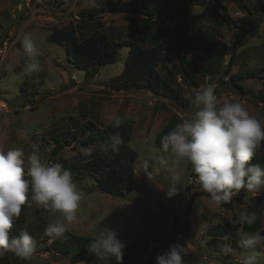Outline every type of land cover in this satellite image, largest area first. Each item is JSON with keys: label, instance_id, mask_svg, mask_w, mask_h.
Here are the masks:
<instances>
[{"label": "rangeland", "instance_id": "rangeland-1", "mask_svg": "<svg viewBox=\"0 0 264 264\" xmlns=\"http://www.w3.org/2000/svg\"><path fill=\"white\" fill-rule=\"evenodd\" d=\"M18 1V4H15L14 0H0V46L4 40L10 37L19 39L18 44L11 48L3 61L0 72V99L1 103L5 104L4 108H0V150L21 149L24 152L23 159L25 160V170H27L28 156L32 152L34 143L39 146L40 159L44 164H49L51 158L48 149L52 150L55 145L50 136L46 138V143L34 141L33 136L42 133L52 134V131L55 130V134H58L57 137L64 139L67 131L77 129L83 122H93L100 128H104L108 124L107 118L104 120L95 119L83 110H78L75 100L79 97L78 90H85L93 86L92 82L99 85L97 89L106 87L103 91L95 92L97 93L96 97L107 94L110 79L121 74L129 49L120 50L116 63L94 68V72L97 73L95 80L93 77H89L87 80L88 72L71 64L66 57L65 48L49 43L48 37L54 29L63 28L73 22H82L75 17H81L82 10L97 5L110 6L111 2L116 5L119 0H27L28 6L25 5V0ZM260 2L261 0H249L248 5L253 13L257 11ZM229 6V12L236 16L237 12L233 9L237 10V8H233L232 4ZM130 17L119 13L103 14L101 20L92 24L91 28L93 29L89 34L96 31L107 32L112 26H116L124 33L130 25ZM238 22L242 24V33L235 40L237 51L244 47H249L250 50L260 48L264 43V27L260 28L261 30L259 29L256 35L246 43H242L246 30L244 26H248L249 22L247 20ZM201 25L209 31L219 28L218 32H221L225 38L231 31L233 32V28L228 27L216 15H209ZM235 25L236 22L233 27ZM22 27L25 30L20 32ZM26 33L33 36L40 64V70L32 74H24L22 71L27 55L23 51L21 41ZM262 51L261 49L256 50L258 56L261 57L256 61L264 66ZM230 57L231 55L225 56L224 67L229 63ZM174 61H178L177 57L172 52H167L163 64L172 67ZM242 68L241 71L249 73L251 70L257 72L258 69L256 67L246 69L243 65ZM232 71L234 70L232 69ZM232 71V74L237 73V70H235L236 72ZM227 79L226 83L211 84L207 79L201 78L198 82L199 87L201 86L200 90L211 84L215 94L218 95L219 104H221L227 93H230L226 96L230 102L239 97L230 89V75H227ZM245 82L255 89L260 85V80H246ZM180 83L186 85L183 90L187 96H191L192 100L196 87H190L184 77ZM224 87H227L228 90H224ZM106 102L105 109H108V98ZM169 103L183 119L193 117L195 112L193 105L188 109H181L174 103ZM170 113L173 114L172 109ZM170 113L161 112V115L152 121L148 131L137 126L129 143L130 147L139 155L135 163L136 185L124 198H113L103 194L97 190L96 182L90 177L81 180L72 177L73 182L80 190L82 199L77 210L78 219L68 226L67 231L79 236L92 237L98 226L110 227L118 232L120 240L126 245L123 257L133 255L142 259L143 263L150 256L151 251L162 242L165 235L172 238V245L187 246L184 256L185 264H197V261H200L201 264L232 262L234 258L231 254L225 256L221 253V247L217 248L220 250L217 252L216 248L206 247L205 242L209 238H217L208 232V228L217 224L225 226V218L232 225L241 226L240 219L233 216L238 215L235 214V208H240V204L234 203L232 199L227 204L226 212L225 209L212 205L207 199L208 194L200 190L196 177L191 175L190 168L185 169L182 173L180 194L172 199L166 198L164 191L160 190L166 187L170 181L171 172L168 167L160 166L156 162L158 171L151 177L145 176L143 163L145 160L156 161L157 150L160 148L158 136L166 126ZM136 114L141 116L139 113ZM72 147L73 145L67 146L60 153L59 158L68 161L71 165L82 163L84 161L80 157L82 148L73 150ZM101 148V143L93 146L92 155L86 157L93 158ZM70 173L72 176L73 171ZM188 187H191L190 191ZM190 193L195 197L192 204L189 203ZM38 209L40 208L30 207L25 216V224L22 225V229H27L36 241V251L32 258L25 261L11 252H5L0 255V264H69L70 256L75 252L74 249L69 251L68 256L44 250L51 241L43 234L50 215L45 210L41 214L42 220H39ZM258 213L260 215L257 219L260 221L259 227L264 223V211L259 210ZM243 233L247 232L241 229L237 232L238 240ZM261 235L264 234L261 233ZM219 244L216 242V245ZM134 249H138V252L132 254ZM167 250L160 253L163 254ZM243 251V249L237 251L233 249L232 253L237 252L240 257V253Z\"/></svg>", "mask_w": 264, "mask_h": 264}, {"label": "trees", "instance_id": "trees-1", "mask_svg": "<svg viewBox=\"0 0 264 264\" xmlns=\"http://www.w3.org/2000/svg\"><path fill=\"white\" fill-rule=\"evenodd\" d=\"M248 2L249 0H127L125 2L119 0L116 5L111 2L112 5L110 6L97 5L84 9L80 12V19L94 21L106 13L142 16L143 31L141 33L137 35L132 33L128 39H122L117 30L112 29L117 33L114 36L96 31L86 38H80L77 35L75 24L71 23L63 28L52 30L48 42L63 46L66 57L71 64L87 72L91 70L93 75L97 74L94 72V68L116 63L120 50L128 48L129 54L124 68L120 75L110 79L109 88L114 92L147 91L157 98L174 103L181 109H188L192 105V100L184 95L183 87L176 81V75L174 79L168 80L159 72L165 54L172 52L177 57L181 64V71L188 76V80H190V74L185 70L182 59L191 53L192 71L200 74L211 84L215 82L226 83L225 77L231 72L235 53L234 51L231 53L229 63L224 67L223 63L226 56V47L223 43L224 36L218 33L219 28L209 31V29L201 27L198 22L209 15H216L228 26H233L234 22L229 15L228 5L232 4L252 15L253 12ZM192 6H200L202 11L199 14H191L190 8ZM261 6L263 13L260 14V17L262 19L264 17V1ZM246 27L244 33L248 37L253 36L257 31L254 23L249 22ZM200 51H204L205 55H199ZM243 78H260L263 80V87L255 98L257 103L264 105V70L248 73L245 76L241 74L230 76L231 85L235 89L247 93L244 85L241 84ZM182 121L183 118L179 113L173 114L158 136V142ZM134 124L133 120L126 118V122L119 129H116L112 127V122L104 128H100L95 123L86 121L80 124L77 129L67 131L64 139H59L55 130L52 131V134L42 133L33 136L32 139L46 143V138L50 136L55 145L50 151L51 159L49 161L62 164L64 170L73 171L71 177L75 179L92 178L96 182L97 190L103 194L113 198H124L136 185L135 163L139 155L129 145L134 134ZM116 132H119L124 143L117 153L106 151L105 144L109 143L110 137ZM100 143L102 147L100 152L93 158L80 155L81 159H84L80 164L71 165L68 161L59 158L60 153L69 145H73L72 149L77 150L88 146L93 147ZM258 155H261L260 160ZM257 161L264 165V142L256 151L251 163L254 164ZM190 173L195 176L191 169ZM190 189L191 187H188L189 191ZM241 195H243V190L237 197ZM194 198V194L190 193L189 203L192 204ZM29 209L27 204L22 208L19 219L13 223L9 232L10 239L19 236V233L15 232L14 229L25 224V216ZM44 211L42 208L38 209L39 220H42L41 214ZM242 228L253 233L255 225L250 227L243 224ZM237 230V225H232L229 222L225 226L217 224L208 228V232L217 237L216 240L220 238L224 243H231L233 246L238 244ZM49 239L52 238L48 237ZM91 240L92 237L90 236H79L66 231L62 237L52 239L44 250L68 256L69 251L74 249L75 252L70 256L69 264H78L82 261L85 264H105L87 252ZM172 241L170 236L165 235L162 242L151 251L144 263L142 259L132 255L123 257L121 264H156L157 256L161 255V251L168 249L172 245ZM137 250L134 249L132 254L137 253ZM107 264H116V261L113 258Z\"/></svg>", "mask_w": 264, "mask_h": 264}, {"label": "clouds", "instance_id": "clouds-1", "mask_svg": "<svg viewBox=\"0 0 264 264\" xmlns=\"http://www.w3.org/2000/svg\"><path fill=\"white\" fill-rule=\"evenodd\" d=\"M21 43L27 55L23 73L38 72L40 64L33 36L24 34ZM192 105L195 108L193 117L183 119L161 138L156 161H144L145 176L151 177L158 171L156 162L168 167L170 181L160 189L168 199L180 194L182 173L189 168L195 174L200 190L208 194L207 199L214 206L230 203L241 190L252 196L259 195L264 191V168L251 161L264 142V125L241 103L219 104L211 84L194 91ZM109 120L113 128L119 129L126 117L111 115ZM123 143V138L116 132L105 144V150L117 153ZM93 150L88 146L81 149V154L91 156ZM39 151L38 144L34 143L25 170L21 149L0 150V255L11 252L27 261L36 251V241L27 229H21L18 237L9 238L13 223L19 219L25 204L49 213L50 220L43 234L52 239L62 237L68 226L78 219L82 197L70 171L64 170L60 163H42ZM256 220L254 212L240 215L241 224L251 226ZM125 247L117 231L98 226L87 252L105 264L113 258L116 264H121ZM239 247L244 251L237 264H264V235L260 232L243 233ZM186 249L187 246L170 245L166 252L157 256L156 264H185ZM232 252L231 244L221 245L223 255ZM197 264L201 262L197 261Z\"/></svg>", "mask_w": 264, "mask_h": 264}, {"label": "crops", "instance_id": "crops-1", "mask_svg": "<svg viewBox=\"0 0 264 264\" xmlns=\"http://www.w3.org/2000/svg\"><path fill=\"white\" fill-rule=\"evenodd\" d=\"M121 2H125L127 0H120ZM264 0H261V2L259 3L258 9L255 13H253L252 15H249L247 13H245L244 11L240 10L239 8H237L236 6L233 5V8H237L233 9L236 13V16L234 14V16L229 12L230 6L228 5V12L229 15L232 19V22H236V24L240 23L238 22L239 20H247L248 22L254 23L255 24V28H256V33L259 31V23L260 21L263 19L264 21V17L261 19L260 14L263 13V9L261 8L262 6V2ZM18 0H14L15 4H18ZM108 8V7H106ZM89 9V8H88ZM195 9H198V11H195ZM232 9V8H231ZM202 11V7L200 6H192L190 8V12L191 14H199ZM124 14V13H123ZM127 16H131L130 17V25L129 27L126 29V32H122V30H119L116 28V26H112L109 27L108 31L105 33L110 34L111 36L116 35L117 33H115V31H113L112 29L117 30V32L120 34V37L122 39H128L130 37V35L132 33H134L135 35L141 33L143 31V27L141 24V19L142 16H135L133 14H125ZM247 16V18H245ZM78 17V16H76ZM81 18V17H80ZM101 18V16H100ZM100 18L96 19V20H87V19H83L80 20L82 22H73V24H75L76 26V31H77V35L81 38H86L88 36H90L91 34L90 31H92L93 28H91L92 24L95 21H98ZM207 18L201 19L198 23H203L204 20H206ZM261 19V20H260ZM101 20V19H100ZM260 20V21H259ZM226 24V23H225ZM219 26V23H218ZM228 26V25H227ZM141 27V28H140ZM202 27V25H201ZM228 27H232L234 29L233 26H228ZM263 28V27H262ZM25 29H21L20 32H23ZM261 30V29H260ZM10 31V30H9ZM221 33V32H218ZM253 36H247L246 34L244 35V38H242V43H246L249 39H251ZM89 34V35H88ZM241 33L239 35H235L232 31L229 33V35L227 36V38L224 37V41L223 43H225L226 39L230 38L232 40H234V53H235V57L233 59V67L232 69L234 71L232 72H236L235 70H237V73L232 74L230 72V76L231 75H247L249 72L248 71H241L242 65L245 66L246 69H252L253 67L258 68L256 71H260V70H264V66L260 65L259 62L256 61L261 59L260 56H258V53L256 52V50L258 51V49L263 50L261 53V56L264 57V43L259 47H257L254 50H250L249 47H244L242 48L240 51H237V44L235 45V40L237 37H240ZM146 47V46H145ZM203 53V54H202ZM199 55L204 56L205 53L204 51H200ZM257 55V56H256ZM189 57V59H188ZM191 59H192V55L191 53L187 54L183 59H182V63L184 64V68L185 70L190 74L189 79L188 80V76L185 75V73L183 71H181V64L179 61H174L173 62V66L172 67H167L165 64H161L159 67V72L168 80L174 79V76L176 75V81L178 83H180V80H183V77L185 78L187 84L190 87H196L194 90H200L201 86L199 87V78L201 79H205L203 78L200 74H198L195 71L191 70ZM177 62V63H176ZM235 63V64H234ZM177 64V68L176 67ZM164 68V69H163ZM180 69V70H179ZM252 73V70L251 72ZM93 71H88L87 74V80H89V77H93V80H95L97 74L93 75ZM183 76V77H182ZM194 76V78H193ZM246 80H260V85L257 89L250 87L247 85V83L245 82ZM198 84H197V83ZM91 83V81H90ZM93 86L88 87L87 89H79L78 90V94L79 97L77 100H75V105L77 107L78 110H83L85 113H88V115H91L93 118L95 119H103L107 118L108 119V124L111 122L109 120V116L111 115H119V116H123L126 117L128 119H131L134 121V132L137 128V126H139L140 129H145L146 131L149 130L150 128V124L152 123V121L159 117L161 115V112H165V113H170L171 109L173 114L178 113L176 112V110L174 108H172L170 106L169 101L164 100V99H160L155 97L152 93L147 92V91H139V92H114L112 91L109 86H108V90H107V94L105 93V95H102L100 97H96L95 92L97 91H103L106 89V87L104 86L103 89H97V86L99 85H95V83H93ZM241 84L244 85L245 89L247 90V93H244L242 91H239L237 89H235L232 85L229 84L230 89L237 95H239V97H237L234 101L232 102H238L241 103L245 109L249 112L250 115L256 117L262 125H264V105L261 103H257L255 96L257 94H259V92L261 91L262 87H263V80L260 78H243L241 79ZM109 85V84H108ZM180 85L183 87L184 86L186 88V85H183L182 83H180ZM224 90H228L227 87H224ZM233 93V94H234ZM230 94L227 93L225 95V97L222 100V104L224 103H229L230 101L227 100L226 96ZM184 95L188 98H191V96H187L184 92ZM108 98V109H105V105H106V99ZM33 106V105H32ZM5 107V106H4ZM29 107V106H27ZM105 110H108L107 112ZM136 113L141 114L138 115ZM173 114L170 113L169 119L168 121L171 119V117L173 116ZM141 117V118H140ZM182 117V116H181ZM140 118V119H139ZM135 119V120H134ZM107 124V125H108ZM106 125V126H107ZM261 155H258V159L260 160ZM254 164H259L262 168H264L263 164H260L259 161L254 162ZM242 191V190H241ZM237 195H240L239 193H236L232 199L234 200V203H238L241 205L240 208H235V214H238L237 216L233 215L234 218L236 219H240V215L242 212H248V213H256L257 215V219L260 217L259 215V210H263V205H264V191H262L259 195L257 196H252L250 194H248L246 191L243 190V195H241L240 197H237ZM249 195V196H248ZM240 200H238V199ZM218 208L221 209H225L226 212V208L227 204H223L221 206H219ZM221 211V210H220ZM225 222H229V220L227 218H225ZM237 222V221H235ZM260 221L256 220V222L251 225L250 227H254L255 225V230L253 233L258 232L260 230V232H264V223L263 226L260 225L258 227V223ZM230 223V222H229ZM238 224V223H236ZM242 225L240 227H238V230L236 231V233L241 229L244 232L247 233H252L251 231H247L245 229L242 228ZM22 229V226L19 228L14 229L15 232L20 233ZM251 229V228H250ZM259 229V230H258ZM180 237V236H179ZM52 240V239H49ZM216 242H219V245H216ZM225 244L224 241L220 238H218L217 240L214 238H209L207 239V241L205 242V246L206 247H211L212 249L216 248L217 252H220L219 249H217L218 247H221V245ZM231 244V243H228ZM232 245V244H231ZM138 248V247H137ZM232 248L234 249V251H237L238 249H241L239 247V240H238V244L236 246L232 245ZM231 255L234 258V261H230L228 263L230 264H237L238 259L240 258L239 255H237V252L231 253ZM226 263V264H228ZM80 264V263H78Z\"/></svg>", "mask_w": 264, "mask_h": 264}, {"label": "built area", "instance_id": "built-area-1", "mask_svg": "<svg viewBox=\"0 0 264 264\" xmlns=\"http://www.w3.org/2000/svg\"><path fill=\"white\" fill-rule=\"evenodd\" d=\"M25 5L28 6V3H27V0H25ZM76 17V16H75ZM77 19L81 20L80 17H76ZM242 24L241 23H238L237 26L233 29V33L235 35H239L241 32H242ZM245 28H247L246 26H244ZM264 27V21H261L259 23V28H262ZM19 42V39L17 37H10L6 40H4L0 46V72L2 70V64H3V61L6 59L7 55L9 54V51L11 50V48L13 46H16ZM234 46V40L228 38L226 39L225 41V47H226V56H230L231 53L233 52V47ZM74 78V77H73ZM225 80L227 81V76L225 77ZM217 95V94H216ZM218 97V95H217ZM218 101H219V98H218ZM1 99H0V108L1 107ZM5 106V104H3ZM1 110V109H0ZM51 150L48 149V152H50ZM53 163V161H49V164ZM197 179V178H196ZM198 182V180L196 181Z\"/></svg>", "mask_w": 264, "mask_h": 264}, {"label": "bare ground", "instance_id": "bare-ground-1", "mask_svg": "<svg viewBox=\"0 0 264 264\" xmlns=\"http://www.w3.org/2000/svg\"><path fill=\"white\" fill-rule=\"evenodd\" d=\"M1 106H2V108H4V105L3 104H1Z\"/></svg>", "mask_w": 264, "mask_h": 264}]
</instances>
